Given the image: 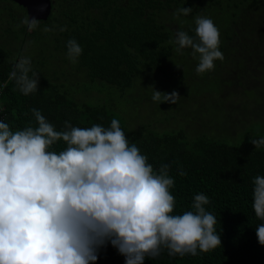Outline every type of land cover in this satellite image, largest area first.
I'll use <instances>...</instances> for the list:
<instances>
[{"label":"trees","instance_id":"trees-1","mask_svg":"<svg viewBox=\"0 0 264 264\" xmlns=\"http://www.w3.org/2000/svg\"><path fill=\"white\" fill-rule=\"evenodd\" d=\"M55 5L46 20L29 27L22 6L0 0V118L13 130L37 126L32 108L56 130H64L66 120L74 127L107 128L115 118L154 171L170 165L172 215L192 211L197 194L209 197L204 207L217 218L221 245L183 257L163 249L143 264H264V245L256 235L264 221L252 207L253 180L264 176V145L251 143L264 139V0H57ZM183 7L193 11L175 18ZM196 16L213 20L224 55L202 75L195 71L199 56L194 58L191 48L176 52L172 42L177 31L195 38ZM70 39L83 49L76 63L67 56ZM21 57H29L39 75L38 91L29 95L19 91L13 75L19 74L14 66ZM154 89L177 92L178 102H154ZM91 90L107 93L94 97L87 94ZM132 91L138 95L129 98ZM142 106L148 108L143 115ZM64 147L60 141L53 150ZM181 170L186 175H179ZM98 257L95 264H125L110 242Z\"/></svg>","mask_w":264,"mask_h":264},{"label":"clouds","instance_id":"clouds-1","mask_svg":"<svg viewBox=\"0 0 264 264\" xmlns=\"http://www.w3.org/2000/svg\"><path fill=\"white\" fill-rule=\"evenodd\" d=\"M192 11L179 8L174 17ZM194 19L195 38L177 31L172 42L176 52L191 48L192 56H199L195 71L202 75L214 70V62L224 55L213 20ZM24 23L33 27L37 20ZM67 49L68 59L76 63L82 47L70 39ZM14 67L19 91L37 92L39 75L31 59L21 57ZM179 97L175 91L154 89L151 99L177 103ZM31 112L35 127L13 130L0 118V264H95L99 249L108 242L124 256L125 264H143L163 249L169 256L183 257L221 245L217 218L204 207L209 197L197 194L192 211L172 215L175 198L170 189L175 181L169 176L170 165L154 171L136 144H129L117 119L107 128L74 127L66 120L64 130H56L40 110ZM60 141L66 147L57 152L53 148ZM251 143L260 147L264 139ZM178 174L186 175L183 170ZM253 185L252 207L264 221V176L257 175ZM256 235L264 245V223L256 227Z\"/></svg>","mask_w":264,"mask_h":264},{"label":"water","instance_id":"water-1","mask_svg":"<svg viewBox=\"0 0 264 264\" xmlns=\"http://www.w3.org/2000/svg\"><path fill=\"white\" fill-rule=\"evenodd\" d=\"M22 6L27 13L28 20H46L51 12L50 0H11ZM27 26H29L27 24Z\"/></svg>","mask_w":264,"mask_h":264},{"label":"rangeland","instance_id":"rangeland-1","mask_svg":"<svg viewBox=\"0 0 264 264\" xmlns=\"http://www.w3.org/2000/svg\"><path fill=\"white\" fill-rule=\"evenodd\" d=\"M29 30H30V28H29ZM133 93H131V94H129V98H132V97H135V96H137L138 95V92L136 91V92H134V91H132ZM107 93V91H102L101 93L100 92H97V91H95V90H91V92H88L87 94L88 95H90V96H100V97H102L103 95H105ZM76 95H81V93H78V94H76ZM94 98H92V100H93ZM130 105H132V104H130ZM137 108H139V107H137ZM148 108H145L144 106H142L140 109H139V111H140V113H141V115H143V114H145V113H147V110ZM137 113H138V111H137ZM154 120V119H153ZM155 124L158 126V127H163L164 125L166 126V125H169V124H165V122L164 123H162V124H160V123H157V122H155Z\"/></svg>","mask_w":264,"mask_h":264},{"label":"flooded vegetation","instance_id":"flooded-vegetation-1","mask_svg":"<svg viewBox=\"0 0 264 264\" xmlns=\"http://www.w3.org/2000/svg\"><path fill=\"white\" fill-rule=\"evenodd\" d=\"M7 1H11V0H7ZM50 1H51V4H52V5H51V13H52V10H54V9L56 8V7H55V6H56L55 4H56L57 0H50ZM11 2H14V1H11ZM15 3H16V2H15ZM16 4H17V3H16ZM25 11H26V10H25ZM51 13H50V14H51ZM26 15H27V13H26ZM27 20H28V18H27Z\"/></svg>","mask_w":264,"mask_h":264},{"label":"built area","instance_id":"built-area-1","mask_svg":"<svg viewBox=\"0 0 264 264\" xmlns=\"http://www.w3.org/2000/svg\"><path fill=\"white\" fill-rule=\"evenodd\" d=\"M0 107H1V104H0Z\"/></svg>","mask_w":264,"mask_h":264}]
</instances>
